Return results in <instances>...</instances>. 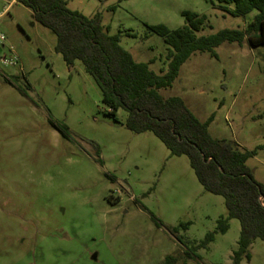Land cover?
I'll list each match as a JSON object with an SVG mask.
<instances>
[{
    "label": "rangeland",
    "instance_id": "1",
    "mask_svg": "<svg viewBox=\"0 0 264 264\" xmlns=\"http://www.w3.org/2000/svg\"><path fill=\"white\" fill-rule=\"evenodd\" d=\"M66 2L85 17L99 13L104 30L156 74L169 47L146 25L176 29L189 11L205 16L196 35L206 36L244 29L255 14L232 15L211 0ZM0 33V58H16L0 63V264H161L166 256L232 264L239 222L215 232L224 200L203 190L186 156H171L149 131L127 130L124 110L109 115L82 63L66 66L30 9L0 0ZM214 54H192L158 93L179 97L211 138L248 152L246 166L264 184V45L223 42ZM208 233L213 241L199 247ZM248 253L239 264H264L262 241Z\"/></svg>",
    "mask_w": 264,
    "mask_h": 264
},
{
    "label": "trees",
    "instance_id": "2",
    "mask_svg": "<svg viewBox=\"0 0 264 264\" xmlns=\"http://www.w3.org/2000/svg\"><path fill=\"white\" fill-rule=\"evenodd\" d=\"M13 1V0H6ZM31 10L34 21L56 38L54 50L72 67L80 61L101 94V102L114 115L127 113L124 127L134 133L151 132L171 156H186L203 190L223 198L226 216L217 220L215 232L228 230V221L239 222L237 246L232 264L249 259L248 248L255 240L264 243V184L255 182L246 166L249 153L235 145L210 137L207 122H199L179 97L163 98L158 90L169 87L179 68L197 52H210L223 42L249 46L264 45V0H211L231 5L232 15L255 12L244 29H224L197 36L205 16L183 11L184 24L176 29L165 25H146L147 30L163 38L169 47L167 68L156 74L148 65L137 63L119 44L116 36L104 30L99 13L85 17L67 7L66 0H14ZM120 1V0H119ZM264 147V146H263ZM186 228V224L182 225ZM176 232V228L173 229ZM214 239L206 234L199 247ZM166 256L161 264H175Z\"/></svg>",
    "mask_w": 264,
    "mask_h": 264
},
{
    "label": "built area",
    "instance_id": "3",
    "mask_svg": "<svg viewBox=\"0 0 264 264\" xmlns=\"http://www.w3.org/2000/svg\"><path fill=\"white\" fill-rule=\"evenodd\" d=\"M4 36L0 33V46L3 45L4 42ZM9 52L11 53V49H9ZM16 62V58L13 57L12 59H5V58H0V63L5 65V66H10V65H14Z\"/></svg>",
    "mask_w": 264,
    "mask_h": 264
},
{
    "label": "water",
    "instance_id": "4",
    "mask_svg": "<svg viewBox=\"0 0 264 264\" xmlns=\"http://www.w3.org/2000/svg\"><path fill=\"white\" fill-rule=\"evenodd\" d=\"M92 259L94 260L95 259V256H93Z\"/></svg>",
    "mask_w": 264,
    "mask_h": 264
}]
</instances>
